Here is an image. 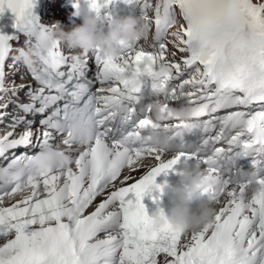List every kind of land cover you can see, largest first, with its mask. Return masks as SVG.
I'll return each instance as SVG.
<instances>
[{"label": "snow or ice", "instance_id": "snow-or-ice-1", "mask_svg": "<svg viewBox=\"0 0 264 264\" xmlns=\"http://www.w3.org/2000/svg\"><path fill=\"white\" fill-rule=\"evenodd\" d=\"M120 2L154 27L152 42L104 57L63 52L33 14L35 0H0V15L12 13L11 27L40 61L39 69L24 63L37 86L10 80L20 61L11 54L25 49L0 34V122L10 118L0 134V264H264V0ZM116 3L89 0L98 15ZM145 78L162 109L190 108L186 121L165 113L161 122L181 147L170 158L142 141L153 123L136 107ZM240 158L258 177L250 196ZM186 163L205 170L202 195L220 207L198 231L156 229L142 200L157 204L167 181L156 178Z\"/></svg>", "mask_w": 264, "mask_h": 264}, {"label": "clouds", "instance_id": "clouds-1", "mask_svg": "<svg viewBox=\"0 0 264 264\" xmlns=\"http://www.w3.org/2000/svg\"><path fill=\"white\" fill-rule=\"evenodd\" d=\"M70 6L73 9L71 15L78 18L81 23L74 25L68 31L52 26V29L56 30V38L62 41L69 51L79 50L81 55L99 52L104 57H114L121 51V46L136 44L146 37L148 29L139 16L112 17L106 22L107 30H105V21L101 15L91 9L89 0H70ZM18 59L23 63L31 61V50L18 53ZM146 109L153 123L144 130L143 143L175 155L181 147L169 141L161 128V122L166 118L165 113L186 121L191 114L190 108L188 105H182L178 108L162 109L160 101L156 100L147 104ZM248 181L252 182V191L255 192L256 184L251 179ZM206 183L205 170L186 163L179 169L174 183L163 185L159 193V202L148 214L152 227L159 229L168 225L178 232L191 233L209 224L214 218L216 207L203 198L202 189ZM161 197H166L168 200L169 207L166 213L160 207ZM193 202L197 203L196 211L190 207ZM10 254L9 251L3 253L5 257Z\"/></svg>", "mask_w": 264, "mask_h": 264}, {"label": "bare ground", "instance_id": "bare-ground-1", "mask_svg": "<svg viewBox=\"0 0 264 264\" xmlns=\"http://www.w3.org/2000/svg\"><path fill=\"white\" fill-rule=\"evenodd\" d=\"M41 10L38 15V20L41 24H43L46 27H49L52 29V26L59 27L64 31L70 30L74 25L80 24L77 20L76 17H73L71 15L73 9L70 6V0H41ZM10 11L5 10L2 15H0V27L4 23L5 18L9 14ZM136 16H138V12H136ZM106 25V22L105 24ZM54 36L56 37V30L52 29ZM154 33V27H150L147 31V40L141 39L138 41L139 46H143L145 49H149V46L152 42L151 37ZM25 37H22L18 42H15L14 48H24L25 50H29L27 46L24 43ZM61 47L63 49L68 50L65 45L63 44L62 41H60ZM69 51V50H68ZM69 53L72 54H80L79 50L75 51H69ZM90 54V53H89ZM12 56H17L18 52H13L11 54ZM8 63H11V58H9ZM22 62L19 61L17 63V69L18 71L15 72L14 76H10V80H14L16 84H31L34 87L36 86L35 81L32 80V77L29 73L28 70L23 69ZM23 77V79H21ZM95 90V89H94ZM20 99L22 101H26V97L23 92L20 93ZM160 99V98H159ZM160 101V100H159ZM9 112L14 113V110L10 107ZM8 123H10V118L4 120L3 122H0V134L3 133V131L7 128ZM20 129H17V132H20ZM144 163L148 166H151V164L154 163L150 158L146 159ZM147 169V167H141L137 169L136 171H133L131 173V176L134 178H139L143 174V172ZM128 170L124 173V175H128ZM134 180H128L126 183L133 182ZM26 194V193H25ZM20 196L14 197L11 201L5 204V206H8L11 203H15L16 199H19ZM218 210V208L216 209ZM3 241H0L2 243Z\"/></svg>", "mask_w": 264, "mask_h": 264}]
</instances>
